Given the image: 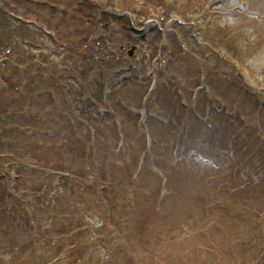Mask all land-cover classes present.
I'll return each mask as SVG.
<instances>
[{"label": "rangeland", "instance_id": "374dc122", "mask_svg": "<svg viewBox=\"0 0 264 264\" xmlns=\"http://www.w3.org/2000/svg\"><path fill=\"white\" fill-rule=\"evenodd\" d=\"M214 1L0 0L12 111L0 122L14 132L5 161L21 173L10 194L14 174L0 162V264H264V0L235 13L240 0H224L198 43ZM125 11L142 29L161 16L173 26L166 70L140 49L126 54L140 31L108 24ZM94 34H111L109 49ZM231 58L247 66L246 85ZM125 61L139 72L117 73Z\"/></svg>", "mask_w": 264, "mask_h": 264}, {"label": "trees", "instance_id": "16d2710c", "mask_svg": "<svg viewBox=\"0 0 264 264\" xmlns=\"http://www.w3.org/2000/svg\"><path fill=\"white\" fill-rule=\"evenodd\" d=\"M16 40H18V39H16ZM13 51L17 52L15 49H13ZM7 103H8L7 95L5 94V92H1L0 93V116L1 115L7 116V114L10 113L9 116L12 117V111L9 110ZM6 112H8V113L5 114ZM4 125H5V122H0V155L7 154L10 156V155H12L10 153L15 151V146L12 144L14 132H11V131H13V129H11V131H9V132H7V131L5 132V127H3ZM4 138H6L7 141H4ZM6 159L7 158H0L1 161H5ZM19 169H20V171L23 172L22 167H19ZM18 173L21 175L19 170H18Z\"/></svg>", "mask_w": 264, "mask_h": 264}]
</instances>
